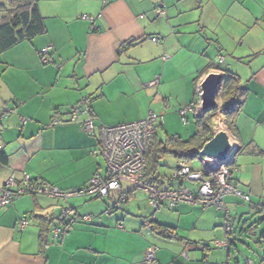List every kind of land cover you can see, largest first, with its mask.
<instances>
[{
    "label": "crops",
    "instance_id": "0c3cea01",
    "mask_svg": "<svg viewBox=\"0 0 264 264\" xmlns=\"http://www.w3.org/2000/svg\"><path fill=\"white\" fill-rule=\"evenodd\" d=\"M161 2L166 19L157 23L155 9ZM37 8L45 33L0 53V114L8 109L0 118V191L12 177L19 185L28 178L63 192L87 188L90 179L105 170L99 126L139 121L149 112L166 120L172 107L179 117L186 104L192 105L186 121L190 116L195 120L203 115L196 101L200 83L216 72L224 80L237 77L241 87V109L233 131L227 129L220 111L221 127L212 121L213 133L225 130L236 148L232 183L250 200L244 203L225 196L231 231L245 226L244 216L260 203L263 219L264 0H38ZM84 15L97 17L94 31L81 19ZM128 41L133 45L121 50ZM46 47L51 48V62L42 64L39 52ZM212 52L223 68L209 61ZM180 54L184 68L174 64ZM156 78L158 84L149 87ZM220 91L221 87L218 96ZM87 95L92 96L91 113L81 120L93 119L91 134L69 123L71 111ZM54 119L61 124L52 126ZM199 156L187 161L194 171L201 170ZM157 176L163 186L181 185L172 174ZM140 191L147 201L146 193ZM136 192L122 182L118 192L104 198L59 199L27 193L0 206V264H147L150 247L156 249V264H232L225 250L205 247L211 241L226 240L221 212L179 204L170 210L175 216L167 221L155 217V227L145 228L147 209L131 204ZM123 193L128 200L118 203ZM95 199L104 206H90L86 212L92 222L85 223L81 220L85 213L78 208ZM64 208L73 209L74 221L55 240L51 231L64 218ZM107 208L118 212L105 215ZM43 221L52 224L42 242ZM199 228L204 234L192 235ZM163 229L175 237L165 238L160 234Z\"/></svg>",
    "mask_w": 264,
    "mask_h": 264
},
{
    "label": "built area",
    "instance_id": "2783aa9c",
    "mask_svg": "<svg viewBox=\"0 0 264 264\" xmlns=\"http://www.w3.org/2000/svg\"><path fill=\"white\" fill-rule=\"evenodd\" d=\"M159 17L166 15L163 3L155 9ZM81 19L90 24V29L95 30V21L97 17L88 15L81 16ZM152 42H157V38H151ZM50 47L43 48L40 51L43 63L49 62ZM164 59L168 56L164 55ZM158 84L156 78L148 86L153 87ZM7 108L2 111L0 118L7 113ZM192 111V105L185 106L179 115L182 122H186V114ZM91 113V99L84 96L78 107H75L70 114L69 123L78 125L85 133L91 134L94 131V121L89 116L81 120L82 115ZM163 122V117L155 112H149L144 119L135 122H128L114 127L99 126L98 142L100 154L105 164L103 172H97L89 182L87 188L63 192L50 186H38L28 178L24 179L22 185L17 184L12 177L4 188L0 191V206H7L15 199L27 194L46 195L51 198L67 199L74 196H95L104 198L112 193L118 192L122 182L131 184L134 188L142 190L147 195V204L153 213L162 209L173 210L179 204L191 206H200L202 208H213L216 211H223L225 216L224 228L229 233L231 226L227 221L228 212L224 207V198L227 195H235L242 201L248 202V196L241 193L237 184L231 182L230 168L235 160L236 148L231 145L225 159L219 161L212 157L199 156L201 166L200 171L192 170L186 161L179 160L174 168L173 180L181 182L178 187L163 186L155 181L153 174L146 172V154L152 141V137L158 132ZM60 122L54 119L52 126L59 125ZM188 183L190 185H185ZM196 185V188L191 187ZM126 197H120L118 203L125 201ZM62 216L67 222L71 223L74 218V211L70 208H64ZM154 215L144 222L145 228H150V222L154 220ZM83 222H91V216L85 215L81 218ZM24 223L19 228L23 229ZM64 226H56L52 229L53 239H58L63 231L67 230ZM215 246L228 249V243L225 241H215ZM154 248H149L145 255L147 264H154ZM184 256H187L185 253ZM245 264H254L252 261H245Z\"/></svg>",
    "mask_w": 264,
    "mask_h": 264
},
{
    "label": "trees",
    "instance_id": "16d2710c",
    "mask_svg": "<svg viewBox=\"0 0 264 264\" xmlns=\"http://www.w3.org/2000/svg\"><path fill=\"white\" fill-rule=\"evenodd\" d=\"M37 2L38 0H0V53H3L4 51L14 46H17L25 41L30 42L32 39L38 36H41L45 33L46 29L44 25V19L38 11ZM132 45H133V42L128 41L122 44L120 46V49L124 50L126 47H129ZM50 49L48 53L49 62L46 64H49L51 62ZM39 56H40V60L42 64H45L43 63L44 57L40 55V52H39ZM240 91H241L240 82L237 79V77L226 76L221 86L220 100L222 102L221 112L224 117L225 125L229 131H233L235 117L240 112V109H241L240 103L238 100ZM87 96L90 97L92 101V96H89V95ZM214 111H215L214 109H211L207 111L206 113H203L202 116L197 117L195 119V122H194L195 123V133L188 140L183 141L182 139L175 137V138L168 139L166 141L165 140L161 141L157 137L158 132H156L155 135L152 137V141L148 147V151L146 154L147 174H153L155 176V181L161 184L159 180L161 177L157 176V169H158L160 160L166 154L172 155L174 158L178 160H183L186 162L197 159L199 156V151L201 147L203 146V144L207 142L208 140H210L214 134L212 130V124L210 122V116ZM233 171H234V167L233 165H231V168H230L231 182H233L232 181ZM122 196L126 197L125 201L128 200L127 194L123 193L120 195V197ZM237 198L241 202L250 203V200L248 202H245V201H242L239 197ZM224 207L226 208L228 212L227 221L229 222V224H231L230 214L226 207L225 202H224ZM256 208L254 209L255 211L262 213V211L259 210L263 208L261 203H260V207H256ZM218 212H221V214L224 217V221H225L224 212L223 211H218ZM153 215L155 217V213L152 212L151 215H149V217L146 219V221H148L150 217ZM155 220L156 219L150 222V228L155 227V224H154ZM260 220L263 221L264 217L263 219L261 217ZM72 221H74V218H72ZM58 222H59V226H64L65 228H69L72 223V222L71 223L67 222L65 218H62L61 220L58 219ZM85 223H88V222H85ZM51 224H52V221H43L41 223L40 238L42 242H43L44 235L47 234ZM244 224L245 223H243V225ZM245 228L246 226H241V228L238 231V234L236 235L237 236L236 238H232L234 232L230 230V232L228 233L226 231L227 235H226V240L224 241L228 243V249L215 246L214 242L218 240L211 242V245H213L214 249L225 250L227 252L228 260H230L231 249L235 248V243L240 241V239L238 238H240V235H242L243 232L245 233V230H246ZM160 234H162L165 238H168V239L175 237L173 232L167 229H163L160 232ZM260 236L264 238V232ZM205 247H207V250L211 249L210 245L208 244L205 245ZM150 248H154V247H150ZM154 250L156 252L155 248ZM183 254L182 256L187 258V256H184ZM185 254L187 255V253ZM154 264H156L155 253H154Z\"/></svg>",
    "mask_w": 264,
    "mask_h": 264
},
{
    "label": "rangeland",
    "instance_id": "374dc122",
    "mask_svg": "<svg viewBox=\"0 0 264 264\" xmlns=\"http://www.w3.org/2000/svg\"><path fill=\"white\" fill-rule=\"evenodd\" d=\"M157 19V18H156ZM166 18H162V17H158L157 19V23L158 22H165ZM164 26V24H161ZM166 27V26H164ZM168 36V32L167 34H165L163 37H167ZM188 37V36H187ZM168 39L165 38V40ZM209 49H211L212 51H214L213 47L209 46ZM223 56H225L226 58L230 59V57H228L225 53H223ZM211 63L214 64V66H220L221 68H223L224 66L222 65V63L219 64V59L216 56V52H212V55L209 56ZM170 62V61H169ZM183 62L182 59V55L180 54L178 56V58L175 60V65H180ZM182 68H184L185 63L181 64ZM168 68V67H167ZM181 69V68H180ZM180 73L179 75L181 76V70H179ZM172 72V71H171ZM171 77L175 78V73L171 74ZM195 77L192 78V80ZM197 81V78H196ZM173 88H175L174 86H171ZM167 93H168V86L166 88ZM176 90L179 92V88H176ZM168 96V94H166ZM186 96V93H185ZM190 98L191 96L188 95ZM180 98H181V94H180ZM190 100V99H189ZM196 101L200 102V96L198 94ZM92 102V101H91ZM189 103V101H188ZM216 108H214V112L211 114L210 116V122L212 124V118L215 116V114L217 112H221V106H222V102L220 100V94L218 96V98L216 97ZM185 106H188V104L182 106L181 109H183ZM222 113V112H221ZM180 117V116H179ZM177 116L176 112H174V108H170L168 110V114H166V120H163V124H162V129H159V133H158V137L159 139L163 140H168L171 138H175V137H179L180 139L184 140H188L195 132V124L193 120V116L189 117V120L186 121V123L182 122V119L180 117ZM168 118V119H167ZM176 166V159L172 156V155H168L166 154L163 159L161 160L159 167H158V171H157V175H161L162 177H169L171 174L173 175V171L174 168ZM81 199L83 197H80ZM86 200H90V199H86ZM62 206L65 207L67 205V203L65 202H61ZM132 205H137L139 208H142L143 210L146 211L147 209V215L151 214V210L148 208L147 206V201H146V197L145 195L138 190V192H136L135 197L132 198ZM86 207H83L85 206ZM127 205V203L125 204ZM92 206L94 209H97L101 206H104V202L101 199H95L92 201H87V203H84L82 205V207H79L78 209L81 210V212L84 215H89L87 214L88 212L87 209ZM120 206L117 207V209H119V211H121V207ZM214 209L211 208V210L209 212L211 213H215L213 211ZM118 210L112 209V208H107L105 211V215H111L117 213ZM195 213L199 214V212L195 211ZM261 214L260 212H257L255 210H252L251 212L246 213V215L244 216V221L243 223H245L246 226V230L245 233L243 232L242 235H240V241L235 243V248L231 249V255H230V259H231V263L232 264H245V261H252L255 264H264V238H262L260 235L264 232V220L261 221ZM175 216V214L170 211V210H166V209H162L159 212H155V217L156 219H158V221H167V218H170L171 216ZM123 223V222H122ZM222 224H224V220L222 218ZM183 226L185 227V225L183 224ZM222 229H224L223 225H222ZM239 230H234V234L232 236V238H236L237 234H238ZM204 231L201 230L199 228V230H197L196 232H194L192 235H195L196 237L203 235ZM213 242V241H211ZM211 242H209L208 244L211 247V250H214L213 245H211Z\"/></svg>",
    "mask_w": 264,
    "mask_h": 264
},
{
    "label": "water",
    "instance_id": "95a60500",
    "mask_svg": "<svg viewBox=\"0 0 264 264\" xmlns=\"http://www.w3.org/2000/svg\"><path fill=\"white\" fill-rule=\"evenodd\" d=\"M223 80L224 76L222 74L211 72L200 83V107L202 113L216 108V97L218 96ZM231 145L228 133L225 130H219L213 134L210 140L203 144L199 154L222 161L225 159Z\"/></svg>",
    "mask_w": 264,
    "mask_h": 264
},
{
    "label": "bare ground",
    "instance_id": "6f19581e",
    "mask_svg": "<svg viewBox=\"0 0 264 264\" xmlns=\"http://www.w3.org/2000/svg\"><path fill=\"white\" fill-rule=\"evenodd\" d=\"M212 121H213V123H214L215 126L221 127V123H222V121H221V113L220 112H217L215 114V116L212 118ZM215 129H216V127H215Z\"/></svg>",
    "mask_w": 264,
    "mask_h": 264
}]
</instances>
